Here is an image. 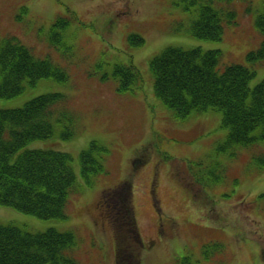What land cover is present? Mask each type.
<instances>
[{
  "label": "rangeland",
  "instance_id": "1",
  "mask_svg": "<svg viewBox=\"0 0 264 264\" xmlns=\"http://www.w3.org/2000/svg\"><path fill=\"white\" fill-rule=\"evenodd\" d=\"M205 1L0 0V48L7 38L15 45L20 41L36 57L50 59L68 73L64 81L44 77L27 83L20 94L0 97V108L60 93L63 99L50 117L53 134L26 148L52 145L69 151L81 182L71 195L66 218H43L0 203L1 224L33 233L72 231L76 245L69 254L79 263L117 264L107 192L130 184L125 193L148 246L140 264H182L187 255L196 264H264V167L256 162L264 153V140L225 146L228 128L217 109L176 117L175 109L157 95L149 67L168 46L218 48L222 70L230 63L250 61L247 53L264 43V24L257 23L264 0H232L237 17L221 39L177 29L180 21L197 18ZM123 8L128 13L120 17L115 10ZM113 17L117 30L104 35L101 27ZM135 17L145 21L146 29ZM59 18L62 27L55 25ZM147 18L151 20L146 23ZM136 32L145 37L138 46L130 42ZM131 59L140 79L118 91L116 63ZM254 69L251 90L264 80V60ZM252 98L250 93L247 101ZM67 129L73 134L64 138ZM92 141L108 151L103 153L104 172L93 174L86 185L80 152Z\"/></svg>",
  "mask_w": 264,
  "mask_h": 264
},
{
  "label": "trees",
  "instance_id": "2",
  "mask_svg": "<svg viewBox=\"0 0 264 264\" xmlns=\"http://www.w3.org/2000/svg\"><path fill=\"white\" fill-rule=\"evenodd\" d=\"M196 1L191 0V3ZM226 1L201 2L198 17L190 23L180 21L177 29H186L204 38L221 39L225 26L236 14L222 8H227ZM127 10L120 9L116 14L122 17ZM150 15L155 18L157 13ZM133 20L138 24L145 22L136 17ZM149 20L147 18L146 22ZM104 22L101 27L104 35L117 30L115 17ZM130 42L138 46L145 42V37L136 32L130 35ZM16 43L12 44L7 38L0 48V97L16 96L27 83L34 84L44 77L67 79L68 73L50 59H40L28 46L20 41ZM248 59L251 65L230 63L222 70L221 53L217 49L168 46L151 60L150 69L155 75L157 95L175 109L177 117L209 108L220 110L222 124L228 128L225 146H248L264 140V80L253 90L249 86L256 73L254 66L264 59V43L258 50L250 51ZM115 72L124 78L120 89H128L126 87L140 78L134 64L117 66ZM250 93L253 98L248 102ZM62 97L60 93H45L21 107L0 108V203L43 218L67 217L71 195L81 185L71 165L72 154L52 145L26 148L29 142L53 134L50 117ZM72 134L71 129L62 133L64 138ZM98 148L103 149L97 141H92L80 153V173L86 185L91 183L93 174L105 170L93 153ZM256 162L264 167V153L256 156ZM130 186L107 192L111 196V200L106 201V209L115 226L117 264H140L144 248L131 197L125 193ZM75 245L72 231L49 228L33 233L14 224L0 223V264H80L69 254ZM189 259L184 256L182 263L194 264Z\"/></svg>",
  "mask_w": 264,
  "mask_h": 264
}]
</instances>
